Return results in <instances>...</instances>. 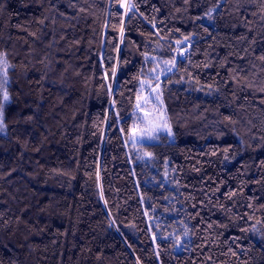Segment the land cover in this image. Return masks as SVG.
<instances>
[{
    "label": "trees",
    "instance_id": "1",
    "mask_svg": "<svg viewBox=\"0 0 264 264\" xmlns=\"http://www.w3.org/2000/svg\"><path fill=\"white\" fill-rule=\"evenodd\" d=\"M261 57L264 0H0V264H264Z\"/></svg>",
    "mask_w": 264,
    "mask_h": 264
},
{
    "label": "snow or ice",
    "instance_id": "2",
    "mask_svg": "<svg viewBox=\"0 0 264 264\" xmlns=\"http://www.w3.org/2000/svg\"><path fill=\"white\" fill-rule=\"evenodd\" d=\"M261 59H264V57H261ZM166 63H167V62H166ZM158 88H159V85H157V87L153 89V92H156ZM8 99H9V97H8V93H7V91L5 90V91H4V94H3V100H4V101H7ZM139 99H140V97H138V100H139ZM155 100H156L159 104L162 105L163 102H162V100H160V96H159V94H157V95L155 96ZM148 102H149L148 100H145V103H148ZM3 106H4V105H3L2 103H0V117H2V109H3ZM136 107H137L138 109H141V108H142V106H141L140 103H137ZM154 110H155L156 112L159 113V116L157 117V119H159V120H163V119H164V117H163V111H162L161 109H159V108H156V109H154ZM146 115H147V114H146ZM2 124H3V120H2V118H0V125H2ZM161 128L167 129L169 135H171V129L168 127V125H167L166 122H164V123H162V124H160V123H155V124H154L151 120H147V121H146V127L143 128V129H139V131H140L141 136H148V138H150V139H154L155 137H154L152 134H153L154 132L158 131V130L161 129ZM130 139H131L133 145H135V143H137V139H136V128H135V126H134V129H133V134L130 136Z\"/></svg>",
    "mask_w": 264,
    "mask_h": 264
},
{
    "label": "rangeland",
    "instance_id": "3",
    "mask_svg": "<svg viewBox=\"0 0 264 264\" xmlns=\"http://www.w3.org/2000/svg\"><path fill=\"white\" fill-rule=\"evenodd\" d=\"M126 5H127V4H126ZM142 116H143V118H144V117L148 116V114L146 115V112H145V113H143ZM151 121H152L154 124H155V123H158L155 119H151Z\"/></svg>",
    "mask_w": 264,
    "mask_h": 264
}]
</instances>
